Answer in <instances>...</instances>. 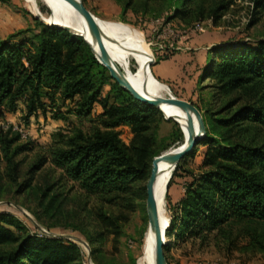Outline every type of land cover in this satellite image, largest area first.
Returning <instances> with one entry per match:
<instances>
[{"label":"trees","instance_id":"1","mask_svg":"<svg viewBox=\"0 0 264 264\" xmlns=\"http://www.w3.org/2000/svg\"><path fill=\"white\" fill-rule=\"evenodd\" d=\"M197 1L172 0V17L185 19ZM255 3L264 8V0ZM228 4V0L221 1L213 9L214 19L222 16ZM34 21L38 30L28 26L0 38V116L4 105L14 110L20 99H25L31 114L45 106L44 97L54 99L58 94L74 103L68 112L90 122L92 128L88 135L79 132L55 141L48 153L31 165L21 186L29 185L34 173L49 161L85 193L108 203L118 202L151 173L153 157L159 151L150 130L160 110L121 87L81 36L37 17ZM209 54L200 78L215 81L209 85L214 87V97L234 90L248 91L251 97L233 110L239 99L228 100L218 111L222 116L203 114L204 136L176 164L168 187L195 147L206 146L203 170L193 174L177 207L169 209L166 236L175 239H205L213 232L216 236L233 220H264V138H229V134L214 131L216 127L240 129L247 123L264 126V40L219 43ZM96 104L101 111L94 113ZM121 126L130 128L129 142L121 138ZM19 138L11 129L0 128V164L5 163L11 181L20 173L21 160L16 157L33 149L30 142L19 143ZM100 216L115 224V219ZM13 228L26 230L15 213L0 209V264H83L84 253L75 241L38 233L37 228L18 235ZM253 242L264 248L258 237ZM167 248L166 243V258Z\"/></svg>","mask_w":264,"mask_h":264},{"label":"rangeland","instance_id":"2","mask_svg":"<svg viewBox=\"0 0 264 264\" xmlns=\"http://www.w3.org/2000/svg\"><path fill=\"white\" fill-rule=\"evenodd\" d=\"M221 1L227 0H198L193 5L195 10L185 19H180L172 17V0H83L97 17L128 24L144 35L155 57L151 70L156 60L180 51L178 47L193 53L198 61L202 59V52L207 51V63L211 55L209 51L214 45L264 40V8H259L255 0H228L222 16L214 19L213 9ZM47 5V0H0V38L28 26L38 30L34 14L48 22L52 13ZM196 20L202 22L198 30L193 28ZM111 60L126 77L134 75L138 68L135 56L125 49H120L117 59ZM157 80L166 87L162 96L170 93L178 98H183L185 94L194 95V99L188 102L207 116H222L224 113L218 114V111L228 100L239 99L233 110L251 97L244 90L214 97V87L209 85L215 81L211 79L200 78L198 86H190L187 90L180 88V92L170 84ZM182 82L179 81L180 84ZM43 99L45 106L31 114L27 111L25 99H20L14 110L7 105L2 107L0 128L18 133V142H30L33 149L16 157L21 160L16 181L8 179L4 171L5 163L1 162L0 209L11 211L22 220L26 230L13 228L18 235L34 231V228L39 233L41 227L49 231V235L75 241L84 253L83 264H89L88 251L91 264H132L134 261L143 264L148 233L147 192L139 188L146 187L148 179L138 180L132 193L121 195L118 202L108 203L100 196L85 193L48 161L34 173L29 185L21 186L29 177L31 165L47 154L55 141H62L79 132L88 135L92 128L90 122L81 121L68 112L74 108L72 101L63 100L58 94L54 99ZM99 111L101 106L96 104L94 113ZM180 127L174 119H166L161 111L156 114L150 134L155 137L158 154L183 142ZM119 129L123 141L129 142L132 136L130 128L121 126ZM240 129L228 131L226 127H216L214 131L229 134V138L234 136L255 141L264 138V126L247 123ZM205 149L202 144L195 147L194 154L184 159L181 170L173 177L169 187L173 174L171 169L158 178L157 203L167 219L170 218V210L177 207L193 174L203 170ZM100 215L115 219V224L104 222ZM214 235L215 232L205 239L166 236L168 264H264V248L253 242V238L258 237L264 245V220H233L221 233ZM81 241L87 242L88 248Z\"/></svg>","mask_w":264,"mask_h":264},{"label":"water","instance_id":"3","mask_svg":"<svg viewBox=\"0 0 264 264\" xmlns=\"http://www.w3.org/2000/svg\"><path fill=\"white\" fill-rule=\"evenodd\" d=\"M67 1L72 3L77 8V10L80 12V14L83 16L86 22L87 34L89 35V38L83 33L75 32V30L72 29L68 25H63V24H60L54 21L46 22L43 19H40L38 15H34V16L39 18L41 21H43L44 23L48 25L61 27L63 29L70 31L73 34L81 36L84 39V41L89 45L92 53L94 54L98 62L103 64L105 67H107L111 77L115 79L117 83L121 87H123L125 90H127L134 98L138 99L141 102H145V103H148L149 105L157 107L160 111L162 110L161 105L163 103L175 104L183 112L186 113V119L184 121L185 125L180 127L183 133V142L176 149H169L165 152L160 153L159 155L153 158L151 173L146 183V192H147L146 208H147V214H148L147 230L152 237L155 264H168L165 251H164V245L166 244V239H165L166 229L168 228L170 218L167 219L166 223H163L160 219L159 208H158V203L155 197V187H154L155 181H156V175H157L161 161L165 163L173 164L172 168L174 169L178 161L184 155L190 152L193 149V147L196 145V143L204 136L206 132V126L204 123L203 115L201 111L197 107H195L193 104H191L187 100L178 98L171 93L168 96L149 97L142 91H139L138 89H136L132 85V83L126 78L124 73L113 63L103 43L97 40L96 45H94V41H93V36L95 33L94 14L86 7L83 0H67ZM151 63L152 61H150L146 65V67L149 68ZM164 116L166 119L173 117L172 115H166V114H164ZM192 116H195L197 118V121H198L197 129L195 128L193 124ZM40 229L43 230V228L41 227ZM49 234L51 233L49 232ZM81 242L84 245H86V247L88 246L87 242L85 241H81ZM87 254L89 258V264H91L90 251H88Z\"/></svg>","mask_w":264,"mask_h":264},{"label":"bare ground","instance_id":"4","mask_svg":"<svg viewBox=\"0 0 264 264\" xmlns=\"http://www.w3.org/2000/svg\"><path fill=\"white\" fill-rule=\"evenodd\" d=\"M47 3L49 12L52 13V15L48 18V22L54 21L63 25H68L72 29H74L75 32L83 33L89 38V35L87 34L86 22L83 16L72 3L67 0H47ZM39 18L42 19L41 17ZM94 27V45H96L97 40L101 41L111 59H117V52L120 49H125L130 54L135 56L138 63V68L134 75L129 74L126 77L132 83V85L149 97L162 96L165 87L161 85V83H159V81L154 77L151 68L146 67V65L150 61L153 62L155 60V57L149 44L144 39V35L128 24L107 21L97 17L95 14ZM161 109V112L163 114L173 116L169 119L177 120L180 126L185 125L184 121L186 119V113L179 109L177 105L171 103H163L161 105ZM194 117L195 116H192V120L195 128L197 129L198 121L197 118L195 119ZM172 167L173 164L165 163L163 161L160 162L154 186L156 200L158 194V178L169 169H171V172L174 171L175 168L173 169ZM159 215L161 221L163 223H166L167 218L162 214L160 208ZM145 241L146 252L142 263L155 264L152 237L149 232L146 235Z\"/></svg>","mask_w":264,"mask_h":264},{"label":"crops","instance_id":"5","mask_svg":"<svg viewBox=\"0 0 264 264\" xmlns=\"http://www.w3.org/2000/svg\"><path fill=\"white\" fill-rule=\"evenodd\" d=\"M178 48L180 51L173 52L168 58L156 60L152 65V72L162 82L170 84L175 91L180 92V88L187 90L190 86L195 87L199 85V76L206 65L208 52H202V59H200L201 61H198V58H196L193 53L186 52L181 47ZM195 73L196 75H194ZM180 80L183 81L182 84L179 83ZM201 84L204 83L202 82ZM161 85L163 84L161 83ZM181 99L192 101L194 95L185 94Z\"/></svg>","mask_w":264,"mask_h":264},{"label":"built area","instance_id":"6","mask_svg":"<svg viewBox=\"0 0 264 264\" xmlns=\"http://www.w3.org/2000/svg\"><path fill=\"white\" fill-rule=\"evenodd\" d=\"M201 23H202V22H196V23H194L193 28H194L195 30L200 29V28H201ZM40 233L48 234L49 231H47L46 229L43 228V230L40 231Z\"/></svg>","mask_w":264,"mask_h":264}]
</instances>
